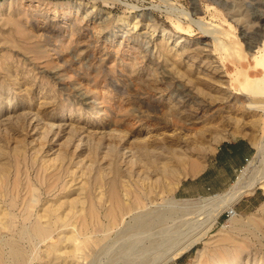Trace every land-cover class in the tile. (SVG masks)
Masks as SVG:
<instances>
[{"label":"rangeland","instance_id":"1","mask_svg":"<svg viewBox=\"0 0 264 264\" xmlns=\"http://www.w3.org/2000/svg\"><path fill=\"white\" fill-rule=\"evenodd\" d=\"M214 33L231 46L239 41L249 61L221 53ZM263 42L264 0H0V264H11V249L28 256L25 264H52L57 245L62 264H153L167 239L186 241L211 225L215 194L231 190L244 172L253 188L221 210L204 239L163 264H206L230 245L240 247L241 264H264V111L237 93L233 76L262 75L248 47ZM241 137L255 154L228 189L212 193L192 183L220 144ZM130 148L139 163H131ZM161 163L177 175H162ZM142 168L160 171L145 181L155 188L144 196L145 208L115 231L100 233L99 222L92 223L86 237L83 221L93 213L104 219V198L122 196L126 187L139 191ZM174 198L191 204L176 206ZM27 206L32 219L44 213L52 222L49 238H21L32 226ZM80 206L76 221L69 212ZM232 207L234 218L226 215ZM133 215L148 230L134 251L127 249L139 227ZM72 227L77 242L65 245Z\"/></svg>","mask_w":264,"mask_h":264},{"label":"bare ground","instance_id":"2","mask_svg":"<svg viewBox=\"0 0 264 264\" xmlns=\"http://www.w3.org/2000/svg\"><path fill=\"white\" fill-rule=\"evenodd\" d=\"M173 5V4H172ZM181 12H183V11H181ZM172 14V13H171ZM182 14H186V15H190L189 14V12H184V13H182ZM174 15V14H173ZM189 17V16H188ZM190 18V17H189ZM177 19V18H176ZM207 19V18H206ZM179 20V19H178ZM190 20H192L191 18H190ZM195 22V21H194ZM182 23V22H181ZM179 21L178 22H176V26H177V28H179V29H182V24H181ZM199 25L200 26H203V25H205V23L203 22V20H199ZM210 25V24H209ZM208 25V26H209ZM211 26V25H210ZM209 26V27H210ZM216 26H218V25H216ZM208 27V28H209ZM213 29H214V26H211ZM218 27H220V26H218ZM207 29V28H206ZM213 29H212V31H213ZM216 29V28H215ZM223 29V28H222ZM221 29V30H222ZM204 31H206V30H204ZM208 31H210L209 33H211V29L209 30L208 29ZM208 31H207V33H208ZM219 31V30H218ZM214 32H216V31H214ZM208 33V34H209ZM220 34V33H219ZM221 35V34H220ZM212 36V35H211ZM213 38L212 39H214V42H215V44H213V45H215L216 46V48L217 49H220V51H221V53H224L225 55H237L238 57L240 56L241 58H242V60L243 61H249V59H248V54H244L243 52H241V48H240V42L239 41H237V45L236 46H231V45H228V44H226L225 42H224V40H223V38L222 37H220L219 35H217V34H213V36H212ZM207 44V43H206ZM249 44V43H248ZM251 44V43H250ZM238 45H239V47H238ZM248 50H251L250 51V57H252V59H253V61H254V65H252V67L253 68H255L256 69V71H258V70H261L262 71V75L261 76H258V75H253V74H251L249 71H247L246 70V72H244V70L242 71V70H237L235 73H234V80L235 81H238L239 82V85H240V89L237 91V93H239V94H247V95H249L248 97H250L249 99H250V102H249V106H251L252 108H255V109H261V110H263L264 111V42L263 43H261V45H259V46H254V45H249V47H248ZM246 53H248V52H246ZM224 57V56H223ZM245 75V77H244V80H241V75ZM233 78V77H232ZM94 102H96V101H94ZM93 102V103H94ZM183 118V117H182ZM53 126V125H52ZM264 127V126H263ZM51 129V128H50ZM47 131H48V129H47ZM47 131H46V133H47ZM51 130H49V132H50ZM220 134V133H219ZM120 146V145H119ZM117 147V146H116ZM143 148L142 149H144L145 148V146H142ZM159 147V146H158ZM119 148V147H118ZM139 148V147H138ZM147 148V147H146ZM149 148V147H148ZM148 148H147V150H148ZM155 148H157V147H155ZM109 149V148H108ZM111 149V148H110ZM131 149V148H130ZM129 149V150H130ZM136 150H137V148H135ZM150 149V148H149ZM153 149V148H152ZM151 149V151L152 152H157V151H159V149L158 150H156V151H154V149L152 150ZM112 150V149H111ZM116 150H118V149H116ZM120 150V149H119ZM128 150V149H127ZM108 151V150H107ZM123 151V150H122ZM131 151H132V149H131ZM140 151H142V150H140ZM145 151V150H144ZM177 151V150H176ZM109 152H111V151H109ZM133 152V151H132ZM131 152V157L129 156V158H130V161H131V163L132 164H134V163H136L137 161H138V158H137V153L136 152H133L132 153ZM138 152V151H137ZM111 153H113V151L111 152ZM128 153V152H127ZM130 153V152H129ZM129 153H128V155H129ZM139 153V152H138ZM144 152H142V154H143ZM147 153V152H146ZM158 153H161V151L160 152H158ZM180 153V152H179ZM108 154V153H107ZM124 155H125V153H123ZM111 155H113V154H111ZM110 155V156H111ZM119 155H122L121 154V152L119 153ZM123 155V156H124ZM127 155V156H128ZM152 155H154V154H152ZM157 155V154H156ZM127 156H125V157H127ZM142 156V155H141ZM125 157H124V159H125ZM154 157H155V155H154ZM152 158V157H151ZM163 159V158H162ZM180 159V158H179ZM153 160V159H152ZM49 162H50V160H49ZM127 162V161H126ZM140 161H138L137 163H139ZM142 163H143V161H141ZM152 162H156V161H152ZM161 162V161H160ZM121 163V162H120ZM128 163H130V162H128ZM163 163V162H162ZM161 163V164H162ZM92 164V163H91ZM141 164V163H140ZM157 164V163H156ZM164 164V163H163ZM162 164V165H163ZM165 164H168V163H165ZM178 164V163H177ZM176 164V165H177ZM47 165V164H46ZM87 165V164H86ZM126 165H129V164H126ZM142 165V164H141ZM144 165V164H143ZM146 165V164H145ZM173 165V164H172ZM179 165V164H178ZM134 166H136V165H134ZM138 166V165H137ZM148 166V165H147ZM128 167V166H127ZM126 167V168H127ZM141 167H144L145 169H146V167L145 166H141ZM149 167V166H148ZM162 168H161V174L162 175H168V174H170V175H172V174H174V173H176L175 175H177V169H174V168H170V167H168L167 165H163V166H161ZM178 167V166H177ZM132 168H133V166H132ZM131 167H130V170L132 169ZM136 168V167H135ZM144 168H142L143 170H145ZM119 169H120V167H119ZM148 169V168H147ZM247 169H249V168H247ZM104 170H106V167L104 168ZM121 170V169H120ZM135 170V169H134ZM141 170V169H140ZM151 170V169H150ZM122 171V170H121ZM121 171H119L120 173H122L123 174V171L121 172ZM126 171V170H125ZM194 171H195V169H194ZM129 172V171H128ZM136 172V171H135ZM160 172V171H159ZM159 172H158V170L156 171V170H151V171H148V170H145V172H143L142 171V173L141 172H139L138 171V180H136L138 183V186H140L139 187V191H137V190H133V189H130V188H125L124 189V193H122L123 195L121 196V194L120 195H118V194H115V195H112V197H110V199H103V201H104V206H106V209H104L105 210V213H104V219H101L100 217L98 218H96V220L94 219V217H93V219H92V216H94V213H93V215H91V219L89 220V218H87L88 220H89V222H87V221H83L84 220V216H83V218L81 219V222L83 221V223L81 224V226H82V228H84L85 227V234H86V237H87V235L90 233V232H92V231H90L89 232V226L90 225H92V223H98V228L97 229H99V226H100V228H102V230H101V232L100 233H102V231H104V233H105V231H107V230H109L110 231V229L112 228H114V227H116V226H118L119 225V223L121 222H124L125 221V216L126 215H128V214H134V210L136 209V208H140L141 206H143L144 207V202H143V198H144V196H147V194H150L154 189H152L151 187H150V184L148 185V184H145V181H151V182H153L152 180H150L151 178H153L155 175L154 174H159ZM178 172H180V171H178ZM130 173V172H129ZM245 173V172H244ZM241 174V176L239 177V180L233 185V187L231 188V190H229V191H226V192H224V193H221V194H217V195H215V197H216V199H215V203L213 204V207H214V209H213V211L215 212L214 213V215H213V219H211L212 221H211V225L206 229V230H204L203 231V233H201L200 231H197L196 233H194L192 236H190V237H186L187 238V240L186 241H183V240H181V239H175V238H169V239H167L166 241H167V244H166V250H165V252H163V253H160L158 256L157 255H155L156 256V259H159V261L157 260V262L156 261H154L153 262V264H163V263H165V262H167V261H169L170 259H173V258H176V257H178V256H180V255H182L184 252H186V251H188L189 249H191L199 240H201V239H204V237L206 236V234H208V232H209V230H210V228L213 226V224L215 223V222H218L217 220H218V217H219V214H220V212H221V210L223 209V208H226L227 206H229V205H233L245 192H247V191H249V190H251L252 188H253V186H254V184H247V183H245L244 181H245V174ZM132 174H133V172H132ZM121 176V175H120ZM132 176V175H131ZM135 176H136V174H135ZM161 176V175H160ZM122 177V176H121ZM157 177V176H156ZM180 179V178H179ZM178 179V180H179ZM156 180V179H155ZM177 180V181H178ZM180 181V180H179ZM142 183H144V184H142ZM257 183V182H256ZM65 184V183H64ZM152 184V183H151ZM177 185V184H176ZM65 186V185H64ZM124 186H128V185H125L124 184ZM68 187V186H67ZM66 187V188H67ZM176 187V186H175ZM70 189V188H69ZM68 189V190H69ZM36 190H38V189H35V191ZM40 190V189H39ZM38 190V191H39ZM51 191H53V190H50V191H48V192H50L51 193ZM67 191V190H66ZM70 191V190H69ZM102 191V190H101ZM100 191V192H101ZM104 191V190H103ZM123 191V190H122ZM37 192V191H36ZM36 192H33L34 194H33V196H35L34 198H32V199H34V201H40V200H38V198H40V197H38L37 198V193ZM31 194H32V192H31ZM53 194V193H52ZM100 193L98 192V195H99ZM40 195V194H39ZM42 195V194H41ZM98 195H97V197H98ZM101 195H102V193H101ZM106 195V194H105ZM109 196V195H108ZM99 197H101V196H99ZM102 198V197H101ZM106 198H109V197H107V195H106ZM42 199V198H41ZM66 199H68V198H66ZM73 199V201H72V203H74V198H72ZM77 199V198H76ZM31 200V199H30ZM44 200V199H43ZM46 200V199H45ZM44 200V201H45ZM69 200H70V198H69ZM69 200H67V202H68V204L69 203H71V202H69ZM80 200V199H79ZM79 200H77L78 202H80ZM101 200V199H100ZM145 200H146V198H145ZM150 200H151V198H150ZM33 201V200H32ZM33 201V202H34ZM43 201V202H44ZM47 201H48V199H47ZM148 201V200H147ZM173 202V204H175L176 206H181V207H183V208H186V209H188L189 208V204H191L190 202H188V201H185L184 203H180L181 201H179V200H177L176 198H174L173 200H172ZM55 202V201H54ZM54 202H51V203H54ZM64 202V201H63ZM78 202H77V204H78ZM28 203H30V206H31V203L32 202H28ZM50 203V202H49ZM49 203H47V205H49ZM59 203V202H58ZM58 203H57V205L56 206H58ZM61 203V202H60ZM65 203V202H64ZM63 203V204H64ZM71 203V204H72ZM43 204V203H42ZM80 204V203H79ZM15 205V204H14ZM46 205V206H47ZM66 205V204H65ZM30 206H27L28 207V209H29V207ZM39 206V205H38ZM42 206V205H41ZM60 207H61V205H59ZM58 206V207H59ZM75 206V205H74ZM74 206H72L74 209H75V207ZM40 207V206H39ZM43 207V206H42ZM44 207H45V205H44ZM43 207V208H44ZM52 205H50V210L52 209L53 210V207H55V204H54V206L52 207ZM57 207V208H58ZM70 207H71V205H70ZM70 207L68 208V209H70ZM71 207V209L73 210V208ZM81 208H80V210H79V208L77 209V211L76 212H69L70 214H72V215H77L75 218H76V221H77V217L79 216L78 215V212L80 213L81 212V209L83 210V208H82V206H80ZM102 207H103V204H102ZM77 208V207H76ZM104 208V207H103ZM145 208V207H144ZM177 208V207H176ZM32 207H30V213L28 212V210H27V213H29V214H27L26 213V220L28 221L29 220V222L30 223H32V226H30V228H26V229H24V231H23V233H22V237L21 238H23V237H27V238H30V240L31 239H46V238H49L50 236H51V234H52V222L51 221H49L48 219H47V216L43 213L42 215L41 214H38L34 219H32ZM67 209V208H66ZM92 209H93V207H92ZM206 209V208H205ZM7 210V209H6ZM5 210V211H6ZM26 210V209H25ZM43 210V209H42ZM56 210V209H55ZM58 210H59V208H58ZM90 210V209H89ZM99 210V209H98ZM102 210V209H101ZM103 210V211H104ZM4 211V213H6ZM36 211V210H35ZM40 211V210H39ZM68 211V210H67ZM67 211H65V212H67ZM91 212H93V210H90ZM100 211V210H99ZM102 211V212H103ZM134 211V212H133ZM200 212H198V215H200V214H202V212H201V210H199ZM207 211V210H206ZM34 212V211H33ZM38 212V211H37ZM61 212V211H60ZM64 212V213H65ZM95 212V211H94ZM133 212V213H132ZM10 213V212H9ZM63 213V212H62ZM62 213H60V214H62ZM96 213V212H95ZM100 212H98V214H99ZM179 213V212H178ZM35 214V213H34ZM59 214V213H58ZM59 214V215H60ZM89 214V213H88ZM97 213H96V216L98 215ZM164 214V213H163ZM162 214V215H163ZM1 215V214H0ZM3 215H7V213L6 214H3ZM28 215V216H27ZM57 216V220H59V221H62V222H66V223H68L69 221H67V217H66V215L65 216ZM83 215V214H82ZM82 215H81V217H82ZM87 215V214H86ZM161 215V216H162ZM238 215V213H237V211H236V213L232 216L233 218L234 217H236ZM8 216V215H7ZM25 216V215H24ZM55 216V215H54ZM87 216H89V215H87ZM168 216V215H167ZM202 216V215H201ZM132 218H133V220H139V223H138V226L139 227H135V228H138V230L137 231H133V233H131L129 236H132L131 237V239L134 237V242H133V246L132 245H129L128 246V248L127 249H131L132 251H134V249H138L139 248V246H140V243L142 242V238H143V236H144V234H146L147 232H148V230L147 229H145V224H144V222H141L140 220H141V215H133V216H131ZM131 217H130V219H131ZM56 218V217H55ZM71 218H73V217H71ZM71 218H69V219H71ZM129 218V217H128ZM14 219V218H13ZM53 219H54V217H53ZM199 219V218H198ZM201 219V218H200ZM25 220V219H24ZM74 220V219H73ZM13 221V220H12ZM80 221V220H79ZM78 221V222H79ZM128 221V220H127ZM127 221H125L126 222V224L128 223V226H129V222H127ZM200 221V220H199ZM1 222H2V219H1ZM198 222V221H197ZM3 223V222H2ZM14 223V222H13ZM57 223V222H56ZM56 223L54 224V225H56ZM74 222H71V224H73ZM9 225H10V223H9ZM65 225V224H64ZM75 224H73V226H74ZM79 226H80V224H78ZM96 225V224H95ZM123 225V224H122ZM192 225V224H191ZM195 225H198L197 227H199L200 226V224H195ZM202 225V224H201ZM15 226H16V224H15ZM24 226V225H23ZM69 226V225H68ZM72 226V225H71ZM80 226V227H81ZM121 226V225H120ZM10 227V226H9ZM22 227V226H21ZM57 227V226H56ZM61 227V226H60ZM64 227V226H63ZM63 227H61V228H63ZM70 227V226H69ZM78 227V226H77ZM119 227V226H118ZM118 227H116V228H118ZM127 227V226H126ZM225 226H223V228H224ZM14 228V227H13ZM23 228V227H22ZM65 229H66V226L64 227ZM73 229L71 230L70 228H69V232H70V235H67L68 234V232L65 234V240H64V242H66V244L65 245H67L68 244V242H72V240H76L77 239V237L75 236V233H74V231H75V229H74V227H72ZM91 228H92V226H91ZM127 228H129V227H127ZM126 228V230H123V232L124 231H127V230H131V227H130V229H127ZM96 229V230H97ZM192 229H193V227H192ZM79 230V228L76 230V231H78ZM135 230V229H134ZM190 231H192L191 229H189ZM55 231V230H54ZM81 231V230H80ZM84 231V230H83ZM83 231H81V232H83ZM99 231V230H98ZM113 231H115L114 229H113ZM132 231V230H131ZM180 231V230H179ZM21 231H19V233H20ZM192 232H194V231H192ZM78 233H79V231H78ZM169 233V232H168ZM61 234H63V233H61ZM63 234V235H64ZM84 234V233H83ZM84 234V235H85ZM93 234V233H92ZM149 234V233H148ZM60 235V234H59ZM77 235V234H76ZM155 235V234H154ZM186 235V234H185ZM78 236H79V234H78ZM80 236H81V234H80ZM152 236V235H151ZM19 237H20V235H19ZM128 237V236H127ZM63 238V239H64ZM76 238V239H75ZM82 239V238H81ZM86 239V238H85ZM89 239V238H88ZM164 239V238H163ZM229 238H226V237H222V239L221 240H223V241H227ZM30 240H28V241H30ZM185 240V239H184ZM232 239L230 238L228 241H231ZM34 241V240H33ZM84 241H86V240H84ZM165 241V240H164ZM234 241L235 240H233V243H234ZM63 242V243H64ZM76 242H77V240H76ZM75 242V243H76ZM88 242V241H87ZM31 243H33V242H31ZM30 243V244H31ZM85 243V242H84ZM132 243V242H131ZM162 243V242H161ZM239 243V242H238ZM61 244V243H60ZM35 245V244H34ZM74 245V244H73ZM141 245H143V244H141ZM32 246V245H31ZM60 245H57V246H55V247H53V252H54V254H55V261H54V259H53V261L54 262H52V264H62V262H61V260H60V262H59V259L61 258V256L60 255H58L57 254V251H58V253H60L59 251H60V249L58 248ZM63 246L64 245H62V248H63ZM162 246H163V244H162ZM15 247V246H14ZM68 248V250L72 247H70L69 248V246H67ZM18 248V247H17ZM65 248V247H64ZM11 249V248H10ZM19 249V248H18ZM26 249V248H25ZM66 249V248H65ZM66 249V250H67ZM77 249V248H76ZM126 249V248H125ZM140 249V248H139ZM12 251H11V257H12V260H11V264H25L24 263V260H22V258H23V255L25 256V253L22 255V253L20 252V251H18V250H16V249H11ZM64 250V249H63ZM63 251L62 253L63 254H66V255H70V252L69 251H72V249H70L69 251ZM110 250V249H109ZM113 250V249H112ZM130 250V251H131ZM21 251H23V250H21ZM62 251V250H61ZM154 251H155V249H154ZM240 251V247L239 246H235V245H230V246H225L224 247V250L223 251H219V254L216 256V257H212L211 258V260H210V262H208V263H206V264H241L240 262H241V256H240V254H241V252H239ZM24 252V251H23ZM76 252H74V254H75ZM131 253V252H130ZM130 253H127L128 255L130 254ZM147 253V252H146ZM125 254V253H124ZM126 254V255H127ZM157 254V253H156ZM167 254V255H166ZM216 254V253H215ZM1 255V254H0ZM127 255V256H128ZM164 255H166V257H164V258H162ZM201 255H202V253L201 252H199V254H198V259H199V261H200V257H201ZM5 257H6V255H4ZM130 256V255H129ZM135 256V255H134ZM214 256V255H213ZM26 257V256H25ZM28 257V256H27ZM26 257V258H27ZM123 257V256H122ZM31 258V257H30ZM62 258H64V257H62ZM66 258H69V257H66ZM75 256H74V260H75ZM162 258V259H161ZM25 259V258H24ZM29 259V258H28ZM33 259V258H32ZM161 259V260H160ZM8 260H9V258H8ZM7 260V261H8ZM58 260V261H57ZM243 260V259H242ZM3 261H5V260H2V263H3ZM27 261V260H26ZM30 261V260H29ZM34 261V260H33ZM64 262V264H67L68 262H66V261H68V259L65 261V260H63ZM120 261V260H119ZM28 262V261H27ZM71 262V261H70ZM76 262V261H75ZM115 262V261H114ZM113 262V263H114ZM243 262V261H242ZM8 263V262H7ZM6 262H5V264H7ZM99 263V262H98ZM79 264V263H78Z\"/></svg>","mask_w":264,"mask_h":264},{"label":"crops","instance_id":"3","mask_svg":"<svg viewBox=\"0 0 264 264\" xmlns=\"http://www.w3.org/2000/svg\"><path fill=\"white\" fill-rule=\"evenodd\" d=\"M254 154L255 147L243 137L224 142L209 156L201 173L192 183L212 193L224 191L230 187L238 171L246 166V160Z\"/></svg>","mask_w":264,"mask_h":264},{"label":"built area","instance_id":"4","mask_svg":"<svg viewBox=\"0 0 264 264\" xmlns=\"http://www.w3.org/2000/svg\"><path fill=\"white\" fill-rule=\"evenodd\" d=\"M250 160H251V159H247V160H246V162H247L246 165L250 163ZM244 168H245V166H244L242 169H240V172H243ZM235 213H236V209H235L234 207H232V208H230V209H228V210L226 211V215H227L228 217H232Z\"/></svg>","mask_w":264,"mask_h":264}]
</instances>
